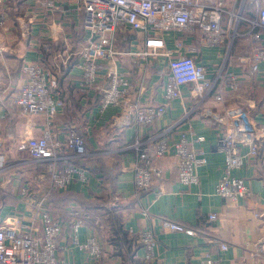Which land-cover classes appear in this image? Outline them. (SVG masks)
Here are the masks:
<instances>
[{
	"label": "crops",
	"instance_id": "obj_1",
	"mask_svg": "<svg viewBox=\"0 0 264 264\" xmlns=\"http://www.w3.org/2000/svg\"><path fill=\"white\" fill-rule=\"evenodd\" d=\"M18 1L21 2H7L10 5L7 4L5 9L4 25L10 32V40L18 34L14 35V23L8 15L19 14L21 11L17 12V6L20 5L19 8H24V16L33 21L32 39L36 45L25 49L17 58L4 53L0 55V82L6 87L1 97L11 98L19 90L24 81L21 76L23 62L40 59L39 44L52 42L57 35L58 40L51 43L52 54L47 61L48 67L61 78L64 101L55 126H75L97 156L85 163L88 183L75 181L67 190L50 192L47 186L34 179L40 166L27 163L28 153L19 149L22 142L43 134L45 118L8 114L6 106L1 103L6 101L1 99L0 139L4 148L0 155L4 156L6 171L0 174V224L17 217L29 224L37 220L38 210H50L65 228V234L59 240L58 258L69 264H200L207 257L220 259L221 264H264V256L254 259L250 255V245L264 239V148L259 150L257 157L234 172L249 184L252 196L237 201L220 197L216 186L223 176L225 159L215 149L218 124L212 115L207 114L219 107L210 98L189 123L170 134L172 139H177L181 132L191 138H203L194 144V148L203 151L207 158L206 164L199 169L200 183L183 185L179 181L176 158L168 156L157 162L165 172L161 187L154 183L149 191L137 192L134 187L136 153L128 146L137 139L144 140L160 133L181 117L185 108L195 103L190 87H183V98L171 102L165 115L153 125L114 128L111 122L119 108L111 106L101 110L102 91L81 88V54L90 35L83 29L82 13L76 4L63 2L61 11L51 15L45 14L33 0ZM224 2L230 11L240 12L243 17L236 34L229 25L231 15L227 14L223 20L222 25L228 28L227 39L232 40L231 47L227 40L216 46L203 45L199 34L188 37L178 32L165 34L167 46L177 50V44L181 43L182 53L194 56L199 64L204 65L209 78H213L218 67L226 61L227 68L240 79L239 91L228 95L227 104L243 107L254 122L264 124V60L257 70H253L249 62L254 43L248 32L252 30L251 21L257 18V12L250 0ZM16 17L15 20L19 16ZM255 32L264 36V28L257 27ZM141 38V34L132 30L118 34L122 47H134ZM114 62L118 72L131 84L130 99H138L144 106L166 103L167 59L145 61L139 57L118 56ZM103 74L98 81L105 87L108 80ZM26 187L30 191L28 197L21 194ZM113 195L120 197L114 209L111 208ZM39 205L41 208L38 209ZM75 209L90 217L79 229L80 242L96 236L107 252L103 260L91 258L86 251L71 243L70 211ZM212 214L216 215V220L209 219ZM164 220L179 223L195 234L167 230L162 225ZM114 224L134 239L130 247L117 246ZM130 230L154 232L157 238L155 261L145 260L146 251L130 235ZM221 244L227 245L228 249H221Z\"/></svg>",
	"mask_w": 264,
	"mask_h": 264
},
{
	"label": "built area",
	"instance_id": "obj_2",
	"mask_svg": "<svg viewBox=\"0 0 264 264\" xmlns=\"http://www.w3.org/2000/svg\"><path fill=\"white\" fill-rule=\"evenodd\" d=\"M7 1L0 0V54L7 52L9 56L17 58L25 49L36 45L32 39L33 21L27 16L17 19L21 36L11 44L8 29L4 25V7ZM33 1L45 14L60 12V5L68 1H73L82 13V26L90 38L81 54V88L102 91L101 110L111 106L119 108V113L112 119V127L153 125L165 115L171 102L183 98V87H190L195 103L185 108L181 117L160 133L144 140L137 139L128 146L136 153L134 187L137 192L149 191L154 183L161 187L165 172L157 162L168 156L176 158L179 181L183 185L196 186L200 183L199 169L206 164L207 158L203 151L194 148V144L203 138H191V135L181 132L177 139H172L170 134L189 123L201 105L212 98L219 108L212 112L210 110L207 115H212L218 124L219 135L215 149L225 159L224 173L216 186V193L229 201L252 196L249 184L235 176L234 172L257 157L259 150L264 148V124L254 122L243 107L227 104L228 95L240 89L239 76L227 68L224 61L215 76L209 78L204 65L199 64L194 56L182 53L181 43L177 44V50H172L168 48L165 39V34L171 32L188 37L199 34L203 45L216 46L227 40L231 47L232 40L227 39L228 28L222 25L223 20L227 14L231 15L229 25L236 34L243 20L240 12L230 11L224 0ZM250 2L256 9L257 18L251 21L252 30L248 32L254 43L249 62L252 69L257 70L259 63L264 60V36L255 32V28H264V0ZM128 30L141 34L140 42L137 41L134 47H122L118 39L119 33H126ZM39 46L43 49L41 58L23 62L21 76L24 81L11 98L1 97L6 87L0 82V101H6L5 104L1 103L6 106L8 114L45 118L43 134L22 142L19 149L28 153L27 163L40 166L34 177L39 184L47 186L50 192L64 191L75 181L84 184L89 182L85 163L96 157L97 153L90 150L75 126H55V121L64 108L61 78L48 67V56L52 54L51 45L41 42ZM13 50H17V54H13ZM118 56L139 57L145 61L167 59V83L164 86L166 103L144 106L138 99H130L131 84L114 66ZM102 72L108 80L105 87L98 81ZM3 148L4 144L0 139V152ZM3 162L4 156L1 154L0 174L6 171ZM21 194L28 197L29 188H24ZM119 201L120 197L113 195L111 208H117ZM37 216V220L29 224L22 222L20 217L0 224V264H69L58 258L59 240L65 234L63 223L48 209L41 208ZM70 217L71 243L86 251L91 258L103 260L107 252L96 236L88 238L84 243L78 237L79 229L90 217L76 209L70 211ZM216 218L215 214L209 216L210 220ZM162 225L167 230L195 234L193 230L169 220H164ZM129 233L145 249V260L151 263L155 261L157 238L154 232L144 230L136 233L130 230ZM220 247L228 249L225 244ZM250 255L254 259L264 256V239L250 245ZM200 264H221V261L207 257Z\"/></svg>",
	"mask_w": 264,
	"mask_h": 264
},
{
	"label": "rangeland",
	"instance_id": "obj_3",
	"mask_svg": "<svg viewBox=\"0 0 264 264\" xmlns=\"http://www.w3.org/2000/svg\"><path fill=\"white\" fill-rule=\"evenodd\" d=\"M7 2L10 3V4H16L17 2L20 3L21 1H18V0H8ZM7 2H6V4H5L4 9L7 8V4H8ZM10 4H8V5H10ZM19 6H20V5L17 6V8H18V9H17V12L21 11V12H19V14H16V12H13L12 14H9V15H8V16L10 17V19H11V20L13 21V23H14V25L12 24V25H13V29H12V31H14V32H13L14 35H17V34H18L17 37L13 38L14 40H10V43H11V44H13V42L16 41L17 38H19V37L21 36V30H20V28L18 27L19 24H18V22H17V19L15 20V17H16V16H17V17H18V16H19V17L24 16L25 13H24V8H19ZM24 7H25V6H24ZM15 15H16V16H15ZM9 17H8V21H10V20H9ZM17 17H16V18H17ZM19 17H18V18H19ZM15 33H17V34H15ZM12 35H13V34H12ZM8 36L10 37V32L8 33ZM55 36H56V37H54V41H56L55 39L58 40V36H57V35H55ZM10 39H12V38L10 37ZM54 41H52V42L54 43ZM52 42H51V41H50V42L47 41V42H44V43H45V44H49V45H51ZM40 50L43 51L42 48H41ZM24 51H25V50H24ZM13 54H17V50H13ZM0 55H1V54H0ZM3 55L6 56V55H7V52H5Z\"/></svg>",
	"mask_w": 264,
	"mask_h": 264
},
{
	"label": "trees",
	"instance_id": "obj_4",
	"mask_svg": "<svg viewBox=\"0 0 264 264\" xmlns=\"http://www.w3.org/2000/svg\"><path fill=\"white\" fill-rule=\"evenodd\" d=\"M114 231H115V234L117 235L116 240H117V246L118 247H121L122 244L125 245V246L127 245L128 247H130L132 242H134L133 241L134 239H132V238L130 239L128 237V235L125 234L124 231H122V228L117 227V224H116V226L114 224ZM116 240L114 239L115 242H116ZM135 240H137V238H135Z\"/></svg>",
	"mask_w": 264,
	"mask_h": 264
}]
</instances>
